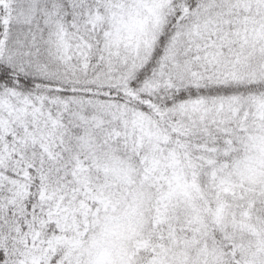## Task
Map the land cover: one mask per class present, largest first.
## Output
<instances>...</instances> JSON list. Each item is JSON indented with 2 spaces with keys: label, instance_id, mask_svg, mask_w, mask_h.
<instances>
[{
  "label": "snow or ice",
  "instance_id": "1",
  "mask_svg": "<svg viewBox=\"0 0 264 264\" xmlns=\"http://www.w3.org/2000/svg\"><path fill=\"white\" fill-rule=\"evenodd\" d=\"M0 264H264V0H0Z\"/></svg>",
  "mask_w": 264,
  "mask_h": 264
}]
</instances>
